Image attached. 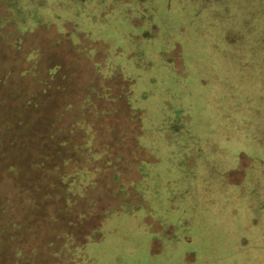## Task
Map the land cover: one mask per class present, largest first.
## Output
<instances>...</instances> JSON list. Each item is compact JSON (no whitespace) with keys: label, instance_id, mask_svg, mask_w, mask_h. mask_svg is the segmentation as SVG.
Listing matches in <instances>:
<instances>
[{"label":"rangeland","instance_id":"374dc122","mask_svg":"<svg viewBox=\"0 0 264 264\" xmlns=\"http://www.w3.org/2000/svg\"><path fill=\"white\" fill-rule=\"evenodd\" d=\"M143 1L148 3L149 0ZM8 2L11 4V0H0V15L8 12ZM211 2L203 0L202 4L206 6ZM184 5L180 7L188 9L187 4ZM190 5L191 8L197 6ZM136 9L130 8L131 16L141 21L143 17ZM182 13L187 15L186 11ZM124 21L129 30L119 27L117 22V25L111 23L99 31L105 37L102 41L109 44L104 54L112 56V65L119 64L120 75L131 82L126 102L142 114L138 142L144 146V155L148 159H140L145 173L133 184L141 202L139 198L121 202V206L110 210L100 227L101 238L86 244L79 264H264V101H261V96L264 97V60L244 59L245 49L239 45L240 39L237 42L221 40L214 28L206 29L203 39L194 35L191 29L190 33H181L178 36L180 42H177L178 59L169 47L174 48L175 39L161 34V40L169 45L163 49L160 46L156 53H148L143 59L138 51L142 50L141 42L148 43V38L141 32L145 28L134 25L131 17ZM248 21L241 25L239 35H243L246 51L250 50L247 57H252V53H259L263 48L264 18ZM97 23L106 25L104 21ZM131 26L142 30L131 32ZM9 27H5L6 30ZM55 33V26L37 28L25 34L24 45L35 49L38 64L45 67L51 59L62 64L60 71L79 85L76 98L83 106L86 100L81 95L85 94V85L80 81L86 80L85 74L80 63H77L78 70L71 69V61L65 57H70L69 46L63 42L62 35H58L60 42H56ZM230 35L233 38L234 33ZM115 45H122L120 55L112 53ZM94 49L95 46L92 52ZM104 54L95 53L93 61H103ZM67 68H70L69 73ZM51 77L40 72L32 78L50 82ZM94 88L100 90L98 84ZM103 92L108 100H113ZM109 92L111 94L110 87ZM28 95V86L17 88L15 106ZM52 97L49 94V104ZM77 99L67 101L62 92L60 101L50 106V112L57 109L55 115L65 132L69 129L66 124L76 117H66V107L71 105L78 110ZM86 108L80 111V116L88 113L89 118L93 117ZM97 109L93 111L97 113L101 108ZM118 109L117 114L100 113L93 119L100 137L94 142L96 151L103 147V139L109 145L112 143L115 126L126 123L124 110L120 106ZM179 113L185 116L181 118ZM179 120L182 121L180 128L177 127ZM23 127L24 124L18 125V128ZM83 130L82 127L79 135L71 139L80 150L86 149L82 143L86 142L84 135L88 129ZM22 131L20 129L17 134ZM38 136L39 129L35 128L23 151L25 165L18 162L24 167L20 175L18 172L12 178L11 191L17 208L14 219L20 227L10 233L6 221L0 217V260L6 264H35V260L39 263L42 259L48 260L51 250L58 251L64 246V235L57 236L53 229L50 232L49 219L43 217L49 209L59 205L52 196L46 197L54 185L47 184L51 180L49 174L42 171L34 174L30 165L38 161L36 148L41 141ZM12 145L18 149L22 139H15ZM79 154L74 156H78L81 170L93 184L88 193L81 194L82 197L71 206L77 213L110 207L118 195H123L126 184H131V181L125 182L123 176H133V170L126 167V163L117 161V170L120 169L122 174L115 178L117 170L105 160L107 155L87 164ZM52 155L54 161L48 163ZM68 156L73 157L66 149L56 148L53 154L41 157L40 166L47 168L53 163L52 168L63 167L68 163ZM10 184L9 177H1L0 196L3 199L0 198V209H3L5 197H10V193H6ZM118 187L122 192L117 190ZM62 203V207L68 206L66 200ZM95 216L94 213L86 217L80 214L73 218L75 224H69L73 219L59 212L55 226L74 234L77 230L76 236L81 237L82 232L98 223ZM40 238L45 245L36 246L35 252L33 242ZM49 241L53 243L48 245Z\"/></svg>","mask_w":264,"mask_h":264},{"label":"trees","instance_id":"16d2710c","mask_svg":"<svg viewBox=\"0 0 264 264\" xmlns=\"http://www.w3.org/2000/svg\"><path fill=\"white\" fill-rule=\"evenodd\" d=\"M202 1L149 0L148 3H144L143 0H11V4L8 2L6 8L8 12L5 15H0V179L1 177H9L11 184L6 189V193H10V197H5L3 209H0V217L2 216V219L6 221L10 233L15 232L20 227V224L14 219L17 216V208L15 206V197L11 191V187H13L12 178L18 172V175H20V171L24 167L21 164H24L25 159L23 151L26 150L25 147L31 133L37 128L39 129L38 137L41 140L36 148V159L38 161H33L30 165L34 174L39 171L49 174L51 180H46L47 184L50 183L54 186L53 191L47 193L46 197L50 198L52 196L54 202L59 204L56 208L49 209V213H44L43 217L49 219L50 232L53 229L57 236L64 235L65 238L64 246L58 251L51 250L48 260L42 259L39 263L35 260V264H79L83 260L86 244L89 241H99L101 238L100 227L109 211L121 206V202L134 201L138 200V198L141 202L139 194L133 190V184L145 173L142 170L143 165L140 159H148L144 155V146L138 140L142 131V114L139 109H131L126 102V96L127 101L130 96L129 87L131 82L128 78L120 75L119 64L112 65V60H110L112 56L106 57L104 54L107 52L109 44L102 41V38L105 37L100 34L99 29L111 23L112 26H115L118 22L119 27H128L129 30V26L125 24L124 20L127 17H131L134 25H141V28H145L141 31L142 36L148 38V43L141 42L140 47L142 50L138 51L140 57L144 59L148 56V53H156L160 46L163 49L164 46L169 45L164 43L159 37L162 34L170 35L175 39L174 48L172 45H169V47L175 58L178 59L180 54L178 48V43L180 42L178 40L180 39L178 36L181 33H190L189 29H191L194 35L203 39L205 30L214 28V32L219 35L221 40L237 42L240 39L242 43L239 45L245 49L244 59L264 60V44L262 45L263 48L259 49V53L256 52L254 55L252 53V57H247L250 50L246 51L247 48L242 40L243 35H239L241 25L245 21L250 19L255 21L258 17L264 18V0H212L211 4L206 6L202 4ZM181 4L184 7V4H187L188 9L180 7ZM190 4L197 6L191 8ZM132 7H137L139 11L137 9L136 11L141 13L143 17L141 21L131 16L130 8ZM183 11H186L187 15L182 13ZM99 21H104L106 25H98L97 22ZM49 25L55 26V34H57V41H55L60 42L59 36L62 35L63 42L69 46L70 57H65L70 59L71 69L73 68L74 71L78 70L77 63H80V69L85 74L83 76L86 78L85 81L80 78L82 79L80 81L81 84L85 85V94L81 95L86 100L83 106L77 99L79 85L77 83L74 84L73 80L64 71H60L63 68L62 64L51 59L50 62L54 64L50 65V63L44 67L38 64L35 49H29L24 45L25 34L41 27L48 29ZM7 26L11 27L6 30L5 27ZM97 27L99 28L97 29ZM139 30L142 29H137L134 26L130 27L131 32H138ZM230 33H234L233 38H231ZM97 37L101 39H97ZM257 45H254V47H258ZM94 46L96 49H94L95 52H92ZM99 51L105 55L104 60L94 62L92 56ZM122 51V45H115L112 48V53L115 55H120ZM68 69L70 70V68H67V73H69ZM40 72L46 75L50 74L52 76L51 81L46 82L42 79L32 78L36 73ZM16 73H18V76H16ZM113 82L115 83L114 85ZM95 84H98L99 91L94 88ZM24 85L28 86L29 95L25 101L21 100L19 106H15L17 88H21ZM109 87L111 88V94ZM123 87L125 92H123ZM103 91L108 96H112L113 100H108L103 95ZM62 92L67 101H73L75 98L77 99V104H79L78 110L71 105L66 107V117L76 116L71 118L73 119L71 123L66 124V127L67 125L69 126L66 132L61 129L59 125L60 119H57V115H55L57 109L50 112V106H54V103L60 101ZM49 94L53 95L51 98L52 103L50 104ZM257 99L260 101V98ZM261 101H264L262 96ZM90 106V109L86 108ZM119 106L124 110L126 123H123L120 127L115 126L112 131V143L109 145L103 139L101 144L103 147L97 148L96 151L94 142L100 137L98 129L93 126V119H97L101 114H106L107 116L117 114ZM83 108H86L93 117L90 116L89 118V114L84 113L81 115L83 116L82 119L79 118L81 117L80 111ZM95 108H98L97 111H99V108L101 109L96 113L93 111ZM184 116L185 114L181 115V118ZM22 124H24V127L18 128V125ZM181 124L182 121L179 120L177 127L180 128ZM169 125L171 126L170 123ZM82 127L84 128L83 131L88 129L84 135L86 142L82 143L86 147L84 150H80L79 145L73 141L79 135L78 131ZM20 129H23V131L17 134ZM90 130H92V133H90ZM96 131L98 132L97 134H95ZM15 139H22V145L18 149H16V145H12ZM46 142L50 145L44 144ZM60 147L66 149L76 159L70 156L66 157L68 163L63 167L56 166L52 168L50 166L53 163L48 165L47 168L40 166L42 156H49L53 154L56 148ZM8 148L10 149L9 153ZM78 151L82 154H79ZM74 154H79L87 164L91 163L93 159L104 158L102 156L107 155L105 160L108 163L110 162L111 167L116 170L117 161L126 163V167L133 170V176H123V179L125 182L131 181V184H126L123 195H118L116 201L110 207L102 210H97L96 207V209L82 210V213H77L71 204L76 202L77 198L82 197L81 194H87L93 183L81 170L78 156H74ZM53 157L54 155L48 158V163L54 161ZM18 162L21 163L19 164ZM119 170L115 172V178L121 177L122 173ZM81 186L84 187L83 192H81ZM117 190L122 192L119 187ZM0 198L3 199L2 196ZM63 200L67 201V207H62ZM59 212L64 216L68 214L70 220L80 214L86 217V215L92 216L94 213L98 218V223H93L89 231L86 230L82 232L83 236L77 237V230L76 234H74L65 231L63 227L56 228ZM75 214L76 216H74ZM55 219L58 220L56 221ZM74 220L70 221L69 224H75ZM43 242H45L43 238L33 242L35 252H37L36 246H40L41 243L43 246L45 245ZM50 243H53V241H49L48 245ZM0 261L1 264H6L2 260Z\"/></svg>","mask_w":264,"mask_h":264}]
</instances>
